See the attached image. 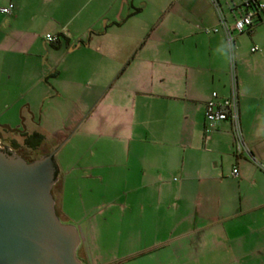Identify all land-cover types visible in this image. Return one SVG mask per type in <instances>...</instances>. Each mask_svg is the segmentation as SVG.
I'll return each instance as SVG.
<instances>
[{"label": "crops", "instance_id": "1", "mask_svg": "<svg viewBox=\"0 0 264 264\" xmlns=\"http://www.w3.org/2000/svg\"><path fill=\"white\" fill-rule=\"evenodd\" d=\"M133 1L0 0V8L13 5L10 15L0 13V84L13 82L22 66L50 90L42 101L73 95V105L82 107L70 113L73 124L96 126L99 140L118 146L109 155L114 163L136 169L134 187L155 190L163 227L152 245L132 254L137 264H264V10L252 31L239 35L248 36L249 55L241 51L242 38L235 40L248 157L235 154L230 122L209 129L204 121L211 94L218 103L230 95L219 49L225 35L200 34L218 25L215 11L166 26L148 56L136 59ZM217 1L229 24L244 13L243 0ZM151 28L152 37L160 25ZM48 34L59 36V44L48 43ZM56 54L70 56L69 67L60 70ZM55 82L65 85L64 95ZM25 101L34 120L31 99ZM100 166L97 160L88 169Z\"/></svg>", "mask_w": 264, "mask_h": 264}, {"label": "rangeland", "instance_id": "2", "mask_svg": "<svg viewBox=\"0 0 264 264\" xmlns=\"http://www.w3.org/2000/svg\"><path fill=\"white\" fill-rule=\"evenodd\" d=\"M210 7L216 13L211 0H134L132 23L140 40L137 45L131 44L136 46L132 51H137L136 59L148 56L156 45L155 38L167 34H164L166 26L172 28L184 20L194 21L200 11L210 16ZM194 15H197L196 18ZM105 21L107 19L101 21V26ZM156 24L160 28L151 37V27ZM202 30L200 34L205 38L215 35H207ZM232 36L238 41L242 38L241 51L243 55H249L248 36ZM233 46V59L227 60L223 80L229 90L232 64L238 78L237 41ZM174 47L177 48L176 45ZM57 59L61 62L60 70L69 67L72 61L70 56L62 57L61 54L57 55ZM19 70L13 82L1 80L0 145L6 152L29 161L53 154L54 166L56 163L55 183L51 189L54 210L62 225L72 226L78 232L80 243L76 257L81 264H137L136 260L130 259L132 254L152 245L155 242L153 234L163 227V205L156 204L155 190L134 187L136 169H126L114 163L113 156L109 155L118 146L114 147L105 139L99 140L96 126L94 130H88L87 123L73 124L70 113L78 114L82 107L73 105V95H64L62 89L65 90V85L55 82V87L62 91L64 97L42 101L43 95L50 90L44 82H38V77L25 74L22 66ZM45 80L51 82L50 77ZM20 94L26 97L19 99ZM27 98L31 99L29 110L34 113V120L27 117L28 111L24 107ZM21 112L25 122L20 117ZM75 127L76 132L72 136ZM30 132L40 133L44 138L41 146L34 150L24 144V135ZM91 159L94 163L100 161V168L89 171ZM124 180L127 181L126 187Z\"/></svg>", "mask_w": 264, "mask_h": 264}, {"label": "water", "instance_id": "3", "mask_svg": "<svg viewBox=\"0 0 264 264\" xmlns=\"http://www.w3.org/2000/svg\"><path fill=\"white\" fill-rule=\"evenodd\" d=\"M52 157L27 163L0 145V264H81L78 232L54 210Z\"/></svg>", "mask_w": 264, "mask_h": 264}, {"label": "built area", "instance_id": "4", "mask_svg": "<svg viewBox=\"0 0 264 264\" xmlns=\"http://www.w3.org/2000/svg\"><path fill=\"white\" fill-rule=\"evenodd\" d=\"M216 10L218 25L213 28L204 29V33L207 35L217 34L222 31L225 35L226 42H231L234 45L235 39L233 34L239 36L245 33H249L253 29V19L259 11L264 10V3H260L257 0H243L244 13L240 14L238 18H235L230 26L225 18V15L217 0H211ZM13 10V5L10 4L7 7L0 8L2 15H10ZM45 39L50 44H56L59 40L56 35H46ZM257 49L252 48L251 52H255ZM231 85L230 95L222 103L217 102V94L212 93L210 99L206 102L204 107V121L207 127L210 129L215 128L222 122H230L234 135V151L236 155L250 156L248 149L244 143L243 136L239 124L238 113V81L235 75L234 64L231 65ZM238 176L237 169L233 168L231 171V177L236 178Z\"/></svg>", "mask_w": 264, "mask_h": 264}, {"label": "trees", "instance_id": "5", "mask_svg": "<svg viewBox=\"0 0 264 264\" xmlns=\"http://www.w3.org/2000/svg\"><path fill=\"white\" fill-rule=\"evenodd\" d=\"M59 38V36H58ZM60 42V41H59ZM59 42H57L56 44H59ZM56 44H52V45H56ZM25 136V139H24V144L27 148L29 149H36L38 147L41 146V144L43 143L44 141V138L42 135L38 134V133H31L29 135H24ZM25 160V159H24ZM27 163H31L33 161H29V160H25ZM56 165V163H55Z\"/></svg>", "mask_w": 264, "mask_h": 264}, {"label": "clouds", "instance_id": "6", "mask_svg": "<svg viewBox=\"0 0 264 264\" xmlns=\"http://www.w3.org/2000/svg\"><path fill=\"white\" fill-rule=\"evenodd\" d=\"M223 48V56L225 59L227 60H231L233 59L232 53L234 52V46L231 44V42H224L222 43V45L220 46L219 49Z\"/></svg>", "mask_w": 264, "mask_h": 264}, {"label": "flooded vegetation", "instance_id": "7", "mask_svg": "<svg viewBox=\"0 0 264 264\" xmlns=\"http://www.w3.org/2000/svg\"><path fill=\"white\" fill-rule=\"evenodd\" d=\"M60 41V38H59V40H58V42ZM56 213V212H55ZM57 215V214H56ZM58 217V216H57ZM59 218V217H58ZM60 220V219H59Z\"/></svg>", "mask_w": 264, "mask_h": 264}]
</instances>
